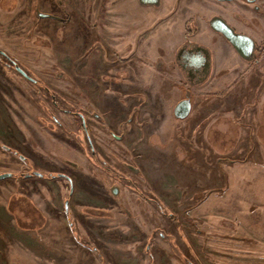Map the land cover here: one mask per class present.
Wrapping results in <instances>:
<instances>
[{"label": "rangeland", "instance_id": "374dc122", "mask_svg": "<svg viewBox=\"0 0 264 264\" xmlns=\"http://www.w3.org/2000/svg\"><path fill=\"white\" fill-rule=\"evenodd\" d=\"M171 2L0 0V264H264V140L192 125L241 81L214 90L176 62L185 40L226 42L209 20L233 7ZM244 13L228 18L258 44L242 80L264 74L263 21Z\"/></svg>", "mask_w": 264, "mask_h": 264}, {"label": "crops", "instance_id": "0c3cea01", "mask_svg": "<svg viewBox=\"0 0 264 264\" xmlns=\"http://www.w3.org/2000/svg\"><path fill=\"white\" fill-rule=\"evenodd\" d=\"M184 2H186V0H183V3ZM201 30V33H208V31L204 28ZM192 46H197L206 50L210 58V74L203 80H199L205 81L207 84L212 83V88L214 90H216V86L221 85V81H224V87L231 86L233 83L235 84L241 81L239 93H232V91L228 92L223 96V101L220 97L221 95L217 94V91H213L219 96L217 97L219 98L218 101L224 102L223 107L216 110V108H213L214 104H203V106H201L199 109V112L198 110L194 111V115L192 116L193 128L202 127L203 132L207 131L205 135L201 136L203 140H207V142H216L217 140H221V142L226 144V142H229L232 139L231 134L229 132L227 133L226 131L237 128L239 136L237 135L236 140L239 142L241 141L244 143L246 140H264V91H262L261 94L258 93V88H260V85H264V74L253 71L251 75L249 74V76H247L246 73L244 79L242 80L241 75L243 74L240 71V68L242 69L244 67L242 66V61L237 56L235 50L225 41H218L217 44L214 45L217 48L216 51L213 50L205 41L193 42L191 46L188 47L187 51L191 50ZM179 47L181 54L183 49L187 48V46L182 45ZM179 57L180 55L178 54V58ZM221 71H225V74H222L216 78L215 75ZM194 80L195 79L193 78V81ZM250 88H254L253 92H251L252 89ZM238 97L241 98V105H238L239 102L237 103ZM217 98H215L213 103L218 102ZM233 100H236L237 103V107L235 108L232 106L234 102ZM200 113L206 115L204 116L202 114V116L199 118ZM215 114H218V117H215ZM207 116L209 119H207ZM244 129L245 135H242ZM250 129H255V133L249 132ZM259 132H261L260 137ZM214 150L215 149H213V151ZM231 150H233V148L228 150L229 153L227 156H229V154L232 155V152H230ZM227 156L225 155V157Z\"/></svg>", "mask_w": 264, "mask_h": 264}, {"label": "flooded vegetation", "instance_id": "af4514ba", "mask_svg": "<svg viewBox=\"0 0 264 264\" xmlns=\"http://www.w3.org/2000/svg\"><path fill=\"white\" fill-rule=\"evenodd\" d=\"M166 1H169V0H166ZM170 1H173V3L171 2L173 5L170 8L171 12H173V11L176 12L178 10V8H180L183 5V2H182L183 0H170ZM214 1L222 2V3L224 2L227 5V7L228 6L233 7L234 10H233V8L230 9L232 12H230V14H227V17L233 21L241 20L242 24L240 26L242 27L245 25L246 28L249 27L248 25H249L250 18L247 16V13H244V12L246 11V9L251 8V12L262 19L263 24H261L259 29L262 28L264 30V0H214ZM133 2H135V4L137 2V5L138 6L140 5L141 7H152L154 9V11L159 10L162 7V5H161L162 0H133ZM185 7L186 6H184V8ZM184 8H181V9L183 10ZM190 9L191 10L188 9V11L190 13L188 12L187 14H185V16L187 17L186 21L191 20V18H193L196 14V12L193 11V9L191 7H190ZM225 9L229 10V8H225ZM135 10H136L135 7L133 9H130L131 17L133 15L136 16ZM131 11H133V12H131ZM191 11H193V12H191ZM189 14H192V15H189ZM228 18L222 17V19L235 32L251 37V35H249V33H248L249 30H244L246 28L237 29V27L234 25V23H231V21H229ZM187 24H188V22H187ZM190 26L192 27V25H190ZM257 29H258V27H257ZM251 38L253 39V37H251ZM187 41H188V43H186V40H185V42L180 44L182 46H187V48L183 49L182 54L180 53L181 50H179V52H178V54L180 55L179 58L177 55L178 59L176 60V62H178V64H179L178 69L180 70V72L182 73L183 76L188 77L189 79H193V78L204 79L210 74V71H209V69H210L209 59L210 58H209V55H208L206 50L201 49L197 46L196 47L192 46V49L187 51L189 45L191 46V44L194 42V41L192 42L190 40H187ZM226 43H227V41H226ZM255 50L258 51V44L254 40V48L252 50V54L250 55L249 59H243L242 58V60L244 62L250 61V60L258 61V60H255V55H254ZM246 73L251 74V72H248V70L246 71ZM182 101H185V100H182ZM82 125L85 126V123H82Z\"/></svg>", "mask_w": 264, "mask_h": 264}, {"label": "water", "instance_id": "95a60500", "mask_svg": "<svg viewBox=\"0 0 264 264\" xmlns=\"http://www.w3.org/2000/svg\"><path fill=\"white\" fill-rule=\"evenodd\" d=\"M209 26L212 31L222 36L227 43L235 50V52L243 59H249L254 48V40L244 34L235 32L221 17L214 16L209 20ZM15 69L26 76L25 73L15 66ZM190 110V103L185 100L180 102L174 111V114L178 118H185ZM37 175H40L36 173ZM11 173L0 174V179L10 177Z\"/></svg>", "mask_w": 264, "mask_h": 264}]
</instances>
